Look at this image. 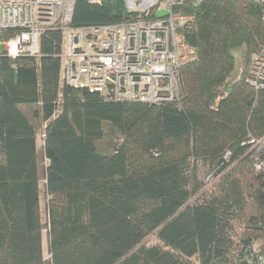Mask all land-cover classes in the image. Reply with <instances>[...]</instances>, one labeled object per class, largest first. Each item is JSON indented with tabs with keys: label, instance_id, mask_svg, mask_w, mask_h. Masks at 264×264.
<instances>
[{
	"label": "trees",
	"instance_id": "1",
	"mask_svg": "<svg viewBox=\"0 0 264 264\" xmlns=\"http://www.w3.org/2000/svg\"><path fill=\"white\" fill-rule=\"evenodd\" d=\"M185 11L197 58L170 103L106 101L64 84L57 28L42 34L40 56L0 53V264H264V90L247 82L264 45L262 6L201 0ZM137 16L126 0H77L71 26Z\"/></svg>",
	"mask_w": 264,
	"mask_h": 264
},
{
	"label": "built area",
	"instance_id": "2",
	"mask_svg": "<svg viewBox=\"0 0 264 264\" xmlns=\"http://www.w3.org/2000/svg\"><path fill=\"white\" fill-rule=\"evenodd\" d=\"M76 1L0 0L3 54L40 56L42 34L57 28L63 33L64 84L114 102L160 104L181 98L182 69L197 58L184 35L195 16L185 9L199 6L201 0H126L136 19L82 28L71 26ZM255 1L262 6L264 23V0ZM247 82L264 90V45L249 59ZM259 144L264 145V138ZM256 168L264 170V162ZM210 180L213 175L206 183Z\"/></svg>",
	"mask_w": 264,
	"mask_h": 264
},
{
	"label": "rangeland",
	"instance_id": "3",
	"mask_svg": "<svg viewBox=\"0 0 264 264\" xmlns=\"http://www.w3.org/2000/svg\"><path fill=\"white\" fill-rule=\"evenodd\" d=\"M0 42H1V38H0ZM5 51H6V46L3 44H0V53H3ZM234 57H235L236 71L241 72L245 67L242 50L241 49L235 50ZM37 144H38L39 165H40L41 217H42V223L45 227L43 231L44 257L47 261H49L50 255H49V250H48V229H47V224H48L47 200L48 198H47L46 191H45V180H44V169L47 166L48 162L44 158V155H43V146H44L43 130L38 135ZM214 183H215L214 180L208 181L207 187L210 188ZM262 244L263 243H260V245Z\"/></svg>",
	"mask_w": 264,
	"mask_h": 264
}]
</instances>
